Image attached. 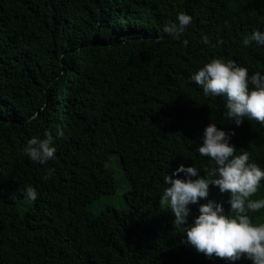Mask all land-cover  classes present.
<instances>
[{"label": "trees", "instance_id": "1", "mask_svg": "<svg viewBox=\"0 0 264 264\" xmlns=\"http://www.w3.org/2000/svg\"><path fill=\"white\" fill-rule=\"evenodd\" d=\"M181 12L192 22L177 39L164 28ZM257 30L264 0H0V264H233L183 243L187 226L159 200L182 164L206 178L214 162L198 148L210 123L264 169V124L237 126L226 98L191 80L217 58L264 76V45L243 44ZM46 132L56 153L41 165L23 149ZM112 154L130 207L94 214L88 205L117 190ZM29 186L33 206L13 210ZM252 199H264V181ZM229 200L210 185L187 224L212 201L235 215ZM249 216L264 223V209Z\"/></svg>", "mask_w": 264, "mask_h": 264}, {"label": "clouds", "instance_id": "2", "mask_svg": "<svg viewBox=\"0 0 264 264\" xmlns=\"http://www.w3.org/2000/svg\"><path fill=\"white\" fill-rule=\"evenodd\" d=\"M176 20L166 25L164 31L178 39L191 24L192 17L181 12ZM204 42H209L207 37ZM252 42L264 45V32L255 31L250 38L244 39L243 44L249 46ZM184 43L187 45V40ZM191 80L203 89L204 96L225 97L226 116L237 126L242 125L245 118L264 124V76L259 72L250 76L248 69L238 66L235 61L217 58L200 68ZM58 135L63 136V132ZM45 137L29 139L23 149L31 161L41 165L54 159L56 153L52 134L46 132ZM229 140L228 133L210 123L204 131L203 144L198 148L201 156L214 162L212 167L203 170L206 178L192 179L199 176L200 170L195 166L180 165L173 175L165 177L168 187L159 204L174 213L175 227L187 226L183 243L198 253L233 264L241 259H247L251 264H264V223H253L249 216V212L264 209V199H252L264 181V169L250 162L247 152L237 155ZM180 173L188 179H173ZM51 175L52 171H49L44 179ZM210 185L217 186L221 193L230 194L231 212L235 215L224 214L223 204L212 201L200 205V215L193 224H187L189 205L207 199ZM26 192L28 199L35 200L38 196L31 186Z\"/></svg>", "mask_w": 264, "mask_h": 264}, {"label": "rangeland", "instance_id": "3", "mask_svg": "<svg viewBox=\"0 0 264 264\" xmlns=\"http://www.w3.org/2000/svg\"><path fill=\"white\" fill-rule=\"evenodd\" d=\"M106 165L114 174L117 190L115 193L102 195L99 199L88 205V209L94 214H100L109 206L119 209H129L130 207L126 195L132 189V184H130L126 177L120 157L117 154H112ZM31 206H33L31 200L22 199L18 205L13 206V210L22 213Z\"/></svg>", "mask_w": 264, "mask_h": 264}]
</instances>
